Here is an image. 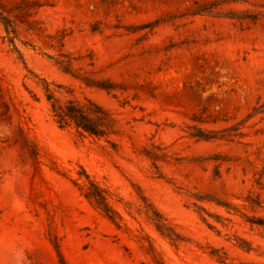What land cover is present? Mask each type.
I'll use <instances>...</instances> for the list:
<instances>
[{"label":"rangeland","instance_id":"1","mask_svg":"<svg viewBox=\"0 0 264 264\" xmlns=\"http://www.w3.org/2000/svg\"><path fill=\"white\" fill-rule=\"evenodd\" d=\"M62 55L118 89L64 73ZM42 81L108 110L119 150L59 129ZM260 105L264 0H0V264H61L55 244L64 264H157L149 244L163 264H264ZM237 125L232 140L190 135ZM151 145L168 156L161 177L139 155ZM85 176L120 230L83 197ZM140 197L183 242L156 232Z\"/></svg>","mask_w":264,"mask_h":264},{"label":"trees","instance_id":"2","mask_svg":"<svg viewBox=\"0 0 264 264\" xmlns=\"http://www.w3.org/2000/svg\"><path fill=\"white\" fill-rule=\"evenodd\" d=\"M209 10L210 9H204L197 12H210ZM255 18V16L244 18L238 17V20H255ZM7 26L8 25H6V27ZM61 58L62 59L60 61L56 62L57 66L64 73L76 77L86 86L103 90L107 93L115 92L118 89L117 85L110 81H97L89 77L81 78L75 76L72 70V59L63 55ZM42 82V90L49 106L50 116L59 129H73L82 138H90L98 142L104 141L112 151L117 152L119 150L120 147L116 141V138L120 134V129L115 118L108 110L89 99L78 100L72 98L62 102L56 97V89H60L61 87L53 86L52 84L46 83L45 81ZM263 110L264 105H260L259 108L253 110L254 115H249L248 119L253 118L257 114H262L264 112ZM194 122L205 124V121L200 118L194 119ZM238 126L239 125L232 126L220 132L206 131L198 127H191L190 129L192 130V133H190V135L191 137L202 141H211L215 139L232 140L235 137L244 136V134L239 131ZM139 155L151 162L152 168L158 177L162 176L158 164L168 161V156L166 153H164L162 148L155 145L144 147L140 151ZM85 178L87 180V184L83 186V197L97 210H99L109 222H111L117 229L120 230L122 218L117 210L109 202L110 195L108 192L100 188L95 182L91 181L89 177L85 176ZM140 199L142 206L140 207L139 212L146 217L147 221L150 222L156 232L159 233L163 238L167 239L173 246H177L183 242V239L174 232L163 215L158 212L145 199V197H140ZM217 204L228 209L227 205L222 203ZM255 205L258 206L257 203H255ZM250 222L254 223L252 221ZM256 222L263 221L259 220ZM239 247L246 252L252 251L251 245L244 240H240ZM55 249L61 264H64L56 244ZM149 251L157 264H163L157 260V255L155 254L151 244H149ZM220 263L224 264L222 261H220Z\"/></svg>","mask_w":264,"mask_h":264}]
</instances>
